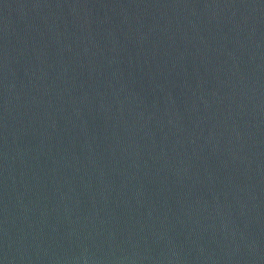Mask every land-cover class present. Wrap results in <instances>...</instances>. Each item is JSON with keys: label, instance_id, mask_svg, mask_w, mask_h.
<instances>
[{"label": "water", "instance_id": "1", "mask_svg": "<svg viewBox=\"0 0 264 264\" xmlns=\"http://www.w3.org/2000/svg\"><path fill=\"white\" fill-rule=\"evenodd\" d=\"M0 264H264V0H0Z\"/></svg>", "mask_w": 264, "mask_h": 264}]
</instances>
